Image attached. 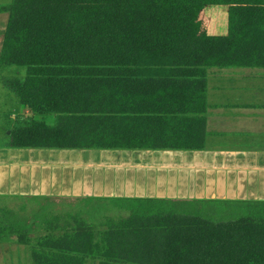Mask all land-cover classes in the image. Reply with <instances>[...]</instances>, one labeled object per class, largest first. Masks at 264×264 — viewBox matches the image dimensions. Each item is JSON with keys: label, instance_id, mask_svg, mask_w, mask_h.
<instances>
[{"label": "trees", "instance_id": "16d2710c", "mask_svg": "<svg viewBox=\"0 0 264 264\" xmlns=\"http://www.w3.org/2000/svg\"><path fill=\"white\" fill-rule=\"evenodd\" d=\"M220 9L228 25L214 32ZM0 13V63L28 70L7 88L58 119L15 127L10 148L200 151L208 69H264V0H13ZM110 201L128 216L99 239L81 215L38 229L4 208L0 241L32 247L33 264H264V202Z\"/></svg>", "mask_w": 264, "mask_h": 264}, {"label": "crops", "instance_id": "0c3cea01", "mask_svg": "<svg viewBox=\"0 0 264 264\" xmlns=\"http://www.w3.org/2000/svg\"><path fill=\"white\" fill-rule=\"evenodd\" d=\"M9 22L10 14L0 13V52ZM11 67L0 63V195L264 202V69H208L205 147L183 151L10 148L21 118L43 117L7 88L8 81L27 78Z\"/></svg>", "mask_w": 264, "mask_h": 264}, {"label": "rangeland", "instance_id": "374dc122", "mask_svg": "<svg viewBox=\"0 0 264 264\" xmlns=\"http://www.w3.org/2000/svg\"><path fill=\"white\" fill-rule=\"evenodd\" d=\"M212 23L211 27L215 31L222 32L227 28V13L225 10H214L211 13ZM9 69H14L18 71L17 77L19 79H24L27 75V69L11 67ZM249 70H238L237 73H247ZM259 73V72H258ZM249 83V81H248ZM40 122H44L50 126L57 124V117L55 116H43L37 119ZM30 118H21L18 125H25L29 122ZM4 124H9L7 119H3ZM4 125V126H5ZM3 126V127H4ZM10 126V124L8 125ZM8 126L6 128H8ZM3 144L9 141L6 133L3 134ZM196 202V201H195ZM196 204H185L182 203L177 205L186 211H196ZM4 208H9L15 211L19 215V221L21 225H25L29 228L31 225L34 228H42L44 218L46 216L56 214V215H66L75 214L81 215L90 223L97 226L98 239L100 234L104 232L103 223L106 222L107 218H121L127 217L128 213L121 212L117 209V204L107 199H97V198H77L75 200L60 199L56 200L53 197H21L12 198L0 195V223L2 221L3 214L1 211ZM226 210V208H225ZM30 223V224H29ZM34 238L38 236V233L32 235ZM32 247L20 245L16 239L10 238L5 241H0V264H33L32 262ZM99 262L88 258L85 264H98Z\"/></svg>", "mask_w": 264, "mask_h": 264}]
</instances>
